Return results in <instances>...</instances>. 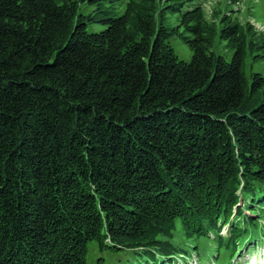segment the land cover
Instances as JSON below:
<instances>
[{
	"label": "trees",
	"instance_id": "16d2710c",
	"mask_svg": "<svg viewBox=\"0 0 264 264\" xmlns=\"http://www.w3.org/2000/svg\"><path fill=\"white\" fill-rule=\"evenodd\" d=\"M215 31L198 0H0V264H86L90 240L157 264L187 256L176 232L208 256L212 231L232 259L247 223L264 238V75H243L242 29L220 28L229 60ZM232 205L246 224L224 241Z\"/></svg>",
	"mask_w": 264,
	"mask_h": 264
},
{
	"label": "rangeland",
	"instance_id": "374dc122",
	"mask_svg": "<svg viewBox=\"0 0 264 264\" xmlns=\"http://www.w3.org/2000/svg\"><path fill=\"white\" fill-rule=\"evenodd\" d=\"M200 2L203 16L208 24H213L216 29L214 36L211 39L210 49L216 54H221L225 59L229 60L234 50V43L229 38L222 37L223 31L220 32V28L228 24L232 26H238L246 34L245 41V54L242 61V72L247 80L250 79L252 73H259L264 75V0H198ZM190 3V2H189ZM189 3L183 4V7L191 8ZM87 7L83 6L82 10H86ZM165 23L170 26H177L179 23V13L172 12L166 9L164 11ZM182 32V31H181ZM170 44L178 56L179 59L189 61L192 55V50L185 43L179 35H173L170 38ZM245 202L239 201V205H243ZM257 210L262 214V210ZM262 206V205H261ZM264 208V207H262ZM227 213L230 215V223H219L218 233L222 236L224 241H228L232 236V225L238 224L239 226L245 225L246 222L236 220L237 216L236 208L233 205ZM260 213L252 214L250 216L257 220V226L264 230V217ZM242 216V215H241ZM239 216L238 218H241ZM255 222V223H256ZM244 223V224H243ZM255 225V224H254ZM251 222L247 223L252 234L250 236L244 235V240L241 245L236 242L237 254L228 259V254L224 247L219 248L215 241L214 232L208 233L209 240L202 237L200 241L208 248V256L204 255V250L198 253L196 247L195 236L189 237L184 234L173 235L174 244L178 248L186 246L189 248L187 256L183 257L181 253L173 254V260L159 261L156 257L157 264H264V238H261L260 234L256 233V229ZM253 234H256L254 237ZM252 237L253 239H250ZM257 237V240L255 239ZM195 242V243H193ZM118 245V244H116ZM240 245V247H239ZM175 246V247H176ZM178 248H175L177 250ZM183 248V247H182ZM147 250L146 247L135 246H116L113 248L105 247L100 248L95 240H90L87 243V252L85 256L86 264H153V261H149L144 253ZM148 255V254H147ZM175 257V258H174ZM164 259V258H163Z\"/></svg>",
	"mask_w": 264,
	"mask_h": 264
}]
</instances>
